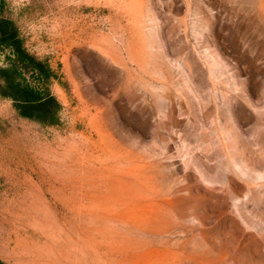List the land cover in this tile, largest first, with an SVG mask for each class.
<instances>
[{"label":"rangeland","instance_id":"374dc122","mask_svg":"<svg viewBox=\"0 0 264 264\" xmlns=\"http://www.w3.org/2000/svg\"><path fill=\"white\" fill-rule=\"evenodd\" d=\"M0 264H264V0H0Z\"/></svg>","mask_w":264,"mask_h":264},{"label":"trees","instance_id":"16d2710c","mask_svg":"<svg viewBox=\"0 0 264 264\" xmlns=\"http://www.w3.org/2000/svg\"><path fill=\"white\" fill-rule=\"evenodd\" d=\"M5 36H9V35H7V33H6V35ZM12 40H14V37H13V35H12V37H10ZM10 39V40H11ZM2 44V43H1ZM15 45V44H14ZM15 53L18 55V56H21V52L19 51V48L15 45ZM23 61H26V59L23 57V59H22Z\"/></svg>","mask_w":264,"mask_h":264}]
</instances>
